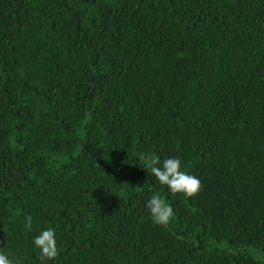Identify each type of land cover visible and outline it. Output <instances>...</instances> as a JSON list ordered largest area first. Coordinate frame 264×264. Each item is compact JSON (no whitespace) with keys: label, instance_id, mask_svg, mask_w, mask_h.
<instances>
[{"label":"trees","instance_id":"obj_1","mask_svg":"<svg viewBox=\"0 0 264 264\" xmlns=\"http://www.w3.org/2000/svg\"><path fill=\"white\" fill-rule=\"evenodd\" d=\"M48 227L46 264H264V0H0V251Z\"/></svg>","mask_w":264,"mask_h":264},{"label":"clouds","instance_id":"obj_2","mask_svg":"<svg viewBox=\"0 0 264 264\" xmlns=\"http://www.w3.org/2000/svg\"><path fill=\"white\" fill-rule=\"evenodd\" d=\"M139 160L141 167L155 178L158 185L165 186L170 194H183L190 198L201 188L200 179L188 171L180 156L162 157L155 153H142ZM145 207L156 225L167 227L175 218L173 206L158 192L146 200ZM26 221V227L31 229L33 216L29 214ZM33 245L39 250V264L54 260L59 254L56 229H41L33 237ZM0 264H16V261L10 254L0 251Z\"/></svg>","mask_w":264,"mask_h":264}]
</instances>
